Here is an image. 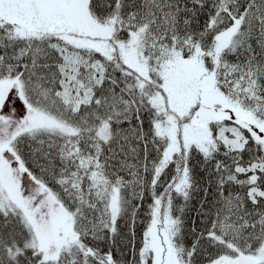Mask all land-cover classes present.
Returning <instances> with one entry per match:
<instances>
[{"label": "snow or ice", "instance_id": "obj_1", "mask_svg": "<svg viewBox=\"0 0 264 264\" xmlns=\"http://www.w3.org/2000/svg\"><path fill=\"white\" fill-rule=\"evenodd\" d=\"M0 264H264V0H0Z\"/></svg>", "mask_w": 264, "mask_h": 264}, {"label": "trees", "instance_id": "obj_2", "mask_svg": "<svg viewBox=\"0 0 264 264\" xmlns=\"http://www.w3.org/2000/svg\"><path fill=\"white\" fill-rule=\"evenodd\" d=\"M139 231H140V228H139V227H137V232L139 233Z\"/></svg>", "mask_w": 264, "mask_h": 264}]
</instances>
